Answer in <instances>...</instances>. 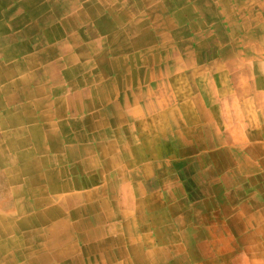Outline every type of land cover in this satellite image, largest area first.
Wrapping results in <instances>:
<instances>
[{
	"label": "crops",
	"instance_id": "crops-1",
	"mask_svg": "<svg viewBox=\"0 0 264 264\" xmlns=\"http://www.w3.org/2000/svg\"><path fill=\"white\" fill-rule=\"evenodd\" d=\"M178 135L264 142V0H0V264L127 262L131 204L161 238L131 183Z\"/></svg>",
	"mask_w": 264,
	"mask_h": 264
},
{
	"label": "rangeland",
	"instance_id": "rangeland-1",
	"mask_svg": "<svg viewBox=\"0 0 264 264\" xmlns=\"http://www.w3.org/2000/svg\"><path fill=\"white\" fill-rule=\"evenodd\" d=\"M216 137L161 143L154 166L161 188L152 181L138 191L131 183L130 198L160 199L162 237L138 236L147 225L131 204L128 260L114 254L113 264H264V142L224 146Z\"/></svg>",
	"mask_w": 264,
	"mask_h": 264
},
{
	"label": "bare ground",
	"instance_id": "bare-ground-1",
	"mask_svg": "<svg viewBox=\"0 0 264 264\" xmlns=\"http://www.w3.org/2000/svg\"><path fill=\"white\" fill-rule=\"evenodd\" d=\"M150 24V23H149ZM128 31V30H127ZM49 33V32H48ZM51 36H53L52 34H51ZM43 53H45V52H43ZM2 69V68H1ZM34 76V75H33ZM19 79V78H18ZM14 83V82H13ZM19 86V85H18ZM13 145V144H12ZM28 167V166H27ZM43 181V180H42ZM45 183V182H44ZM24 206V205H23ZM46 206V205H45ZM63 217V216H62ZM62 217H59V218H62ZM61 222V221H60ZM2 236V235H1ZM39 237V236H38ZM61 237V236H60ZM113 237V236H112ZM115 237V236H114ZM113 237V238H114ZM117 237V236H116ZM55 240H56V238H55ZM94 240V239H93ZM109 240V239H108ZM112 241V240H111ZM116 241H118V240H116ZM48 242V241H47ZM113 242H115V241H113ZM116 243V242H115ZM114 243V244H115ZM50 245V244H49ZM68 245V244H67ZM69 245H71V244H69ZM68 245V246H69ZM88 248V247H87ZM96 248V247H95ZM93 251H94V249H93ZM122 253V252H121ZM64 254V253H63ZM66 258H67V255H66ZM75 263V260L74 261H72V264H74ZM52 264V263H51Z\"/></svg>",
	"mask_w": 264,
	"mask_h": 264
}]
</instances>
